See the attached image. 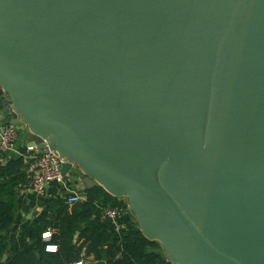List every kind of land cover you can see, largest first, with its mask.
Masks as SVG:
<instances>
[{
    "label": "water",
    "instance_id": "95a60500",
    "mask_svg": "<svg viewBox=\"0 0 264 264\" xmlns=\"http://www.w3.org/2000/svg\"><path fill=\"white\" fill-rule=\"evenodd\" d=\"M0 104L163 261L264 264V0H0Z\"/></svg>",
    "mask_w": 264,
    "mask_h": 264
},
{
    "label": "trees",
    "instance_id": "16d2710c",
    "mask_svg": "<svg viewBox=\"0 0 264 264\" xmlns=\"http://www.w3.org/2000/svg\"><path fill=\"white\" fill-rule=\"evenodd\" d=\"M25 165L22 156L0 164V263L8 249L3 232L14 222L15 197L27 185ZM85 197L73 206L63 198L52 200L31 223L28 241L2 264H75L90 257L97 264H170L161 259L160 246L146 240L137 226L118 234L85 226L92 218L100 219L114 199L99 187L88 189ZM46 231L51 232L48 241L42 239ZM47 246L56 250L47 252Z\"/></svg>",
    "mask_w": 264,
    "mask_h": 264
},
{
    "label": "crops",
    "instance_id": "0c3cea01",
    "mask_svg": "<svg viewBox=\"0 0 264 264\" xmlns=\"http://www.w3.org/2000/svg\"><path fill=\"white\" fill-rule=\"evenodd\" d=\"M8 119L0 110V129L7 124ZM19 138L13 150H0V164L6 163L9 159H14L27 154L28 140L23 126L17 127ZM87 190L83 183L72 173L64 178V184H50L43 196L36 195L25 188L20 190L15 197V218L10 228L3 232L7 239L8 249L2 262L10 253L21 249L30 236V226L35 217L54 199L63 198L70 194L85 196ZM118 205H126L124 200L113 199L109 207H116L120 212L114 221L102 219H90L85 226L98 227L103 230L118 234L119 232L136 227L135 220L129 210L120 208ZM2 262L0 264H2ZM83 264H97L93 257L88 258Z\"/></svg>",
    "mask_w": 264,
    "mask_h": 264
},
{
    "label": "built area",
    "instance_id": "2783aa9c",
    "mask_svg": "<svg viewBox=\"0 0 264 264\" xmlns=\"http://www.w3.org/2000/svg\"><path fill=\"white\" fill-rule=\"evenodd\" d=\"M19 133L17 127L12 125H4L0 129V150L11 151L14 149ZM26 165L24 173L28 179L25 189L36 195L43 196L50 184H64L65 176L60 171L61 160L50 150H45L42 153L36 148H27V154L23 155ZM63 199L70 206L79 204L85 201L86 197L78 194H70ZM120 212L119 208L106 207L100 212V219L114 221ZM51 238V232L46 231L42 234V239L48 241ZM56 247L47 246V252H54ZM75 264H83L77 262Z\"/></svg>",
    "mask_w": 264,
    "mask_h": 264
}]
</instances>
